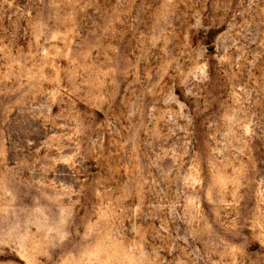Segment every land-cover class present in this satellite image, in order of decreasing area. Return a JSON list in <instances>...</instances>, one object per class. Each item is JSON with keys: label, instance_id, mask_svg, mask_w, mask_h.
Masks as SVG:
<instances>
[{"label": "rangeland", "instance_id": "374dc122", "mask_svg": "<svg viewBox=\"0 0 264 264\" xmlns=\"http://www.w3.org/2000/svg\"><path fill=\"white\" fill-rule=\"evenodd\" d=\"M0 264H264V0H0Z\"/></svg>", "mask_w": 264, "mask_h": 264}]
</instances>
